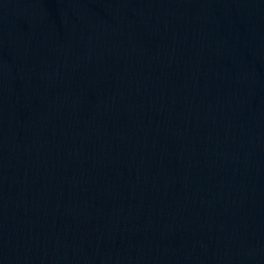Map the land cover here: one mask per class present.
Returning a JSON list of instances; mask_svg holds the SVG:
<instances>
[{
    "label": "water",
    "instance_id": "95a60500",
    "mask_svg": "<svg viewBox=\"0 0 264 264\" xmlns=\"http://www.w3.org/2000/svg\"><path fill=\"white\" fill-rule=\"evenodd\" d=\"M264 121V0H0V118Z\"/></svg>",
    "mask_w": 264,
    "mask_h": 264
}]
</instances>
